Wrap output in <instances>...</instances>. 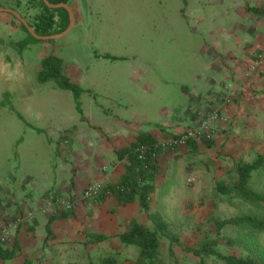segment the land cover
<instances>
[{"label":"crops","instance_id":"0c3cea01","mask_svg":"<svg viewBox=\"0 0 264 264\" xmlns=\"http://www.w3.org/2000/svg\"><path fill=\"white\" fill-rule=\"evenodd\" d=\"M212 4L200 20L206 24L202 52L207 55L201 63L192 60L174 84L176 89L165 91L170 101L160 109V120L134 111V103H140L123 99L119 92L90 90L87 103L79 101L80 119L75 124L33 126L44 136L43 146L32 141L31 150L17 151L0 163V230L17 224L11 241L0 247V264L75 263L73 253L84 254L90 237L120 234L136 219L119 215L139 203L122 206L112 195L84 200V190L92 183L107 187L120 182L129 161L119 159L118 150L145 135L159 143L181 134L198 125L204 110L216 109L222 115L215 136L199 141L196 151L188 146L164 148L156 189L169 180L167 171L182 158L193 159L186 166L191 173H199L209 163L212 178H219L234 169L235 162L264 155V59L257 60L264 51V0ZM57 198L78 202L76 210L66 211L65 216L55 205ZM72 229L75 239L69 234Z\"/></svg>","mask_w":264,"mask_h":264},{"label":"rangeland","instance_id":"374dc122","mask_svg":"<svg viewBox=\"0 0 264 264\" xmlns=\"http://www.w3.org/2000/svg\"><path fill=\"white\" fill-rule=\"evenodd\" d=\"M17 1L23 4L19 9ZM212 1L216 0H72L69 5L76 21L68 34L20 47L13 44L27 39L28 34L11 14L0 13V163L17 151L31 150L32 141L38 143L36 147L43 146L44 136L33 126H41L42 122H50L53 127L75 124L80 119L77 103L86 104L90 90L119 92L123 99L129 97L140 103H134V111L160 120V109L170 101L165 91L176 89L174 84L192 60L201 63L207 55L202 52L206 24L200 20L205 17L201 14L213 8ZM26 2L0 0V7L25 13ZM49 56L58 57L64 73L87 90L82 100H76L72 91L58 88L54 79H40L43 60ZM192 161L186 157L170 166L166 174L169 180H163L151 195L149 212L136 204L124 209L119 218L136 219L133 222L153 228L149 214L160 213L180 237L175 252L181 264H200L197 256L182 250V245L198 249L208 238L218 239L221 253L246 256L264 252V233L250 234L227 226L217 234L218 218L262 212L240 200L219 196L215 183L226 178L225 174L212 178L209 163L199 173H191L186 166ZM126 229L127 225L121 233ZM69 234L77 238L75 230ZM118 235L95 246L88 240L85 253L75 250L72 260L88 264L108 255L135 260L139 248L124 245ZM168 251L166 242L161 264L168 261ZM208 261L216 264L212 258Z\"/></svg>","mask_w":264,"mask_h":264},{"label":"trees","instance_id":"16d2710c","mask_svg":"<svg viewBox=\"0 0 264 264\" xmlns=\"http://www.w3.org/2000/svg\"><path fill=\"white\" fill-rule=\"evenodd\" d=\"M48 1L52 4H70L72 0ZM16 6L19 9L23 4L21 1H17ZM26 6V12L21 14L38 35L59 34L69 25L70 18L66 9H52L46 5L44 0H27ZM31 9L34 11L30 12ZM252 11L261 12L262 10L253 8ZM12 18L28 34L27 39L13 45L19 47L27 46L30 41H38L15 16L12 15ZM111 58L116 59L115 57ZM64 72L61 60L56 56H49L43 60L40 79L43 81L54 79L57 87L72 91L77 100L84 90L75 84ZM77 109L80 110L79 103H77ZM157 144L156 139L145 135L138 138L130 146L118 150V158H127L129 161L126 171L118 184L107 186L98 197L112 195L122 206L138 202L143 211L149 212L151 195L156 189L155 177L158 172V160L164 151V148ZM143 146H146V151L143 158H140V150ZM187 146L190 151H196L198 142L190 141ZM262 178H264V155H259L257 159L251 162H235L234 169L227 173L226 178L216 180L215 191L219 196L229 200H240L262 212L261 214L258 212L216 219L218 235L227 226L244 229L250 234L264 233V184L261 185ZM63 214L66 216L67 212H63ZM149 217L154 226L153 228L137 222H131L127 224V229L118 235L124 245L139 248V254L135 260L120 259L117 255H108L99 261L90 260L88 264H161L163 245L166 242L169 244V258L163 264H181L175 252V246L180 245V237L171 231L170 224L160 213L149 214ZM108 239H110V236L100 233L90 237L89 243L95 244ZM182 250L197 256L200 264H212L208 261V258H212L216 261V264H264L263 251L255 255L249 254L246 256L221 253L218 250V239L208 238L198 249L182 245Z\"/></svg>","mask_w":264,"mask_h":264},{"label":"built area","instance_id":"2783aa9c","mask_svg":"<svg viewBox=\"0 0 264 264\" xmlns=\"http://www.w3.org/2000/svg\"><path fill=\"white\" fill-rule=\"evenodd\" d=\"M264 59V51L257 55V60ZM222 119L221 113L216 109H207L201 112L199 123L196 127L187 129L181 134L169 137L164 142H159L157 145L162 148H175L187 146L190 141H207L212 140L216 133V125ZM146 146L141 147L140 158H143ZM101 183L90 184L83 192V199H93L98 197L105 190ZM57 208L64 211H73L76 208L75 202L63 198L54 200ZM17 224L11 223L0 230V247L7 244L12 239V232L16 229Z\"/></svg>","mask_w":264,"mask_h":264},{"label":"water","instance_id":"95a60500","mask_svg":"<svg viewBox=\"0 0 264 264\" xmlns=\"http://www.w3.org/2000/svg\"><path fill=\"white\" fill-rule=\"evenodd\" d=\"M44 2L46 3V5L52 9H66L69 13V18H70V22H69V26L66 30H64L63 32L59 33V34H54V35H49V36H41L38 35L36 33V31L34 30V28L29 24V22L27 21V19L16 9L14 8H6V7H0V13H9L13 16H15L24 26L25 28L29 31V33L36 39L38 40H50V39H57V38H61L63 36H65L66 34H68L70 32V30L73 28L74 24H75V13L73 11V9L71 8V6L69 4H65V3H59V4H52L50 3L48 0H44Z\"/></svg>","mask_w":264,"mask_h":264}]
</instances>
